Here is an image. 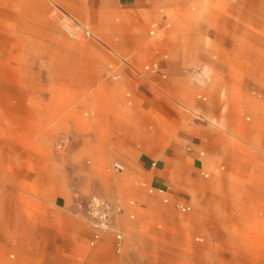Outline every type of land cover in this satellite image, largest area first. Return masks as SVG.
<instances>
[{"label":"rangeland","instance_id":"374dc122","mask_svg":"<svg viewBox=\"0 0 264 264\" xmlns=\"http://www.w3.org/2000/svg\"><path fill=\"white\" fill-rule=\"evenodd\" d=\"M0 264H264V0H0Z\"/></svg>","mask_w":264,"mask_h":264},{"label":"crops","instance_id":"0c3cea01","mask_svg":"<svg viewBox=\"0 0 264 264\" xmlns=\"http://www.w3.org/2000/svg\"><path fill=\"white\" fill-rule=\"evenodd\" d=\"M175 156H176V154L172 153V158H174ZM142 163H143V167L146 170L151 171L153 173V175L155 177H157L158 181L159 180H166L171 176V171H170L171 163H166L164 158H161L157 162V161H152V159L150 157H148V158H144ZM23 259L24 258H21L20 261H23Z\"/></svg>","mask_w":264,"mask_h":264},{"label":"built area","instance_id":"2783aa9c","mask_svg":"<svg viewBox=\"0 0 264 264\" xmlns=\"http://www.w3.org/2000/svg\"><path fill=\"white\" fill-rule=\"evenodd\" d=\"M114 165L117 170H124L123 164L116 162ZM92 208H94V211L96 212L95 214L96 219H97V213H98V225L103 228L105 227V229H107V227H109L110 217H111L107 204L104 202V200L94 198L93 203H92ZM118 237L121 238L122 236L118 235ZM97 238H98V235L96 234L95 239ZM94 242H91V244H94Z\"/></svg>","mask_w":264,"mask_h":264},{"label":"bare ground","instance_id":"6f19581e","mask_svg":"<svg viewBox=\"0 0 264 264\" xmlns=\"http://www.w3.org/2000/svg\"><path fill=\"white\" fill-rule=\"evenodd\" d=\"M207 116V115H206Z\"/></svg>","mask_w":264,"mask_h":264}]
</instances>
